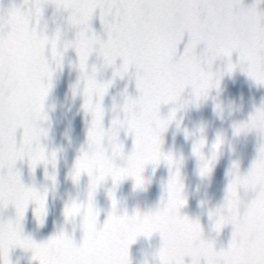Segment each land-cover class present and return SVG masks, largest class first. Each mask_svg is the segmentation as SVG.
Here are the masks:
<instances>
[{
	"label": "snow or ice",
	"instance_id": "snow-or-ice-1",
	"mask_svg": "<svg viewBox=\"0 0 264 264\" xmlns=\"http://www.w3.org/2000/svg\"><path fill=\"white\" fill-rule=\"evenodd\" d=\"M51 3L67 12V23L75 29L74 39L60 43V32L52 36L37 30L41 5ZM29 0L16 4L11 0L5 14L0 5V209L15 208V219L0 223V264H9V249L19 246L31 250L38 264H74L65 249L72 244L63 232L45 242L35 243L21 235L20 222L26 206L36 205L34 214L41 219L45 213V194L25 187L16 169L18 161L27 160L29 169L41 162L55 166V152L46 153L41 137L46 136L42 123L47 119L44 101L51 88L53 73L61 67L63 50L71 47L78 58V68L84 80L83 108L91 115L86 147L74 162L73 182L81 174L89 178L87 198L88 235L86 248L97 256V264H129L128 249L137 236L158 232L161 246L159 264H201L198 250L213 246L203 237L197 220L181 215L185 204L182 196L179 165L171 153L161 151V133L175 116V109L165 117L161 106L175 103L186 87L195 100L218 86L219 78L212 71L218 57H227V71L233 52L238 53L241 71L257 84H264V13L255 4L245 7L242 0ZM98 11V18L106 34L101 40L92 30L90 21ZM185 34L190 39L183 52L178 46ZM204 47L197 52L199 45ZM96 52L104 66L121 64L113 76L123 78L129 68L135 69V97L125 96L120 106L122 118L111 121L106 130L102 124L101 99L111 81L98 83L87 72V60ZM27 110L34 117L30 126L19 127L10 117L17 110ZM123 129L131 134L132 147L125 155L117 134ZM255 130L260 137L257 155L246 173L241 174L237 163L229 170V182L223 203L209 213L213 229L219 233L228 224L233 231L227 248L235 256V264H264V237L253 245L241 243L240 218L259 214L264 217V106L257 108L246 122L234 127L236 134ZM19 133V134H18ZM222 140L218 136L212 145V156L205 159L201 138L193 146V153L202 161L200 174L207 175L216 158ZM163 159L175 171L169 177L166 198L154 211L129 213L119 211L111 199V209L103 223L98 222V209L93 195L99 185L110 178L113 186L131 177L137 186H143L144 168ZM53 179L54 177H49ZM81 202L72 201L64 208L67 219ZM135 229L129 231V226Z\"/></svg>",
	"mask_w": 264,
	"mask_h": 264
},
{
	"label": "water",
	"instance_id": "water-1",
	"mask_svg": "<svg viewBox=\"0 0 264 264\" xmlns=\"http://www.w3.org/2000/svg\"><path fill=\"white\" fill-rule=\"evenodd\" d=\"M21 4L22 0H15ZM245 7L255 4L258 12L264 13V0H242ZM0 5L7 7L9 0H0ZM26 7L31 8V0ZM41 17L37 30L52 36L60 32V45L72 41L75 29L67 23V12L57 9L53 4L41 5ZM98 11L93 14L90 26L101 39L106 34L98 18ZM190 39L185 34L178 46V53L183 52ZM204 46L201 44L197 52ZM231 61L237 67L227 71V57H218L212 65V71L218 75L219 84L210 88L206 95L197 101L190 87H186L181 97L175 103L161 106V114L167 117L175 109V116L167 128L161 133V151L171 153L180 162V182L185 204L181 207V215L197 220L206 240L214 242L216 248H227L233 231L232 225H225L219 233L213 229V220L209 213L222 203L229 182V170L237 163L241 174L246 173L257 155L260 137L255 130L236 134L234 127L246 122L257 108L264 106V84H257L238 65V53L233 52ZM121 64L118 58L114 66H104L103 60L96 52L90 54L87 60V72L93 74L98 83L111 84L101 99L103 108V127L107 130L114 118H122L120 106L125 96L135 97V69L129 68L123 78L113 76L115 68ZM84 80L78 68V58L73 48L63 50L61 67L52 76L51 88L44 101V113L47 119L42 123L46 136L41 137V146L46 153L55 152V166L52 163H39L34 169H29L27 160L18 161L16 169L20 181L25 187H32L45 194V213L41 219L34 214L35 204L29 203L20 222L21 235L30 238L35 243H42L61 230L67 231L68 226L64 216V208L72 201L84 202L87 198L89 178L81 174L78 182L72 180V170L75 159L86 147L87 131L91 123V115L83 108ZM19 134V133H18ZM222 140L216 158L211 165V171L202 176L200 161L193 153L194 144L201 138L205 140L201 152L205 159L212 156V145L217 137ZM117 142L122 145L126 155L132 147L131 134L125 135L123 129L117 134ZM175 168H169L161 159L158 164L149 163L142 173L143 186H137L129 177L113 186L110 178L99 185L93 195L94 206L98 209V222L103 223L111 209V199L117 202L119 211L127 210L133 213L154 211L166 198V187ZM49 177H54L49 179ZM15 219V208L8 205L0 209V223ZM75 239H79L77 234ZM161 237L158 232L150 236H137L129 245V264H159L158 251ZM185 264H191V258L185 257ZM9 264H38L32 258L31 250L15 246L8 252ZM203 264V260H201Z\"/></svg>",
	"mask_w": 264,
	"mask_h": 264
},
{
	"label": "clouds",
	"instance_id": "clouds-1",
	"mask_svg": "<svg viewBox=\"0 0 264 264\" xmlns=\"http://www.w3.org/2000/svg\"><path fill=\"white\" fill-rule=\"evenodd\" d=\"M11 0H9V5ZM8 6L4 12L7 13ZM10 120L19 127L30 126L34 117L27 110L15 111ZM68 226L67 231L61 230L64 235L72 240V244L65 249L66 255L74 262V264H97V256L95 252L88 249L84 245V240L87 237V208L81 206L72 211L66 219ZM241 231L238 232V237L241 243L245 246L253 245L260 238L264 237V217L259 214L246 215L240 218ZM135 229V224L129 226V231ZM79 239H75L76 235ZM198 257L203 260V264H235V256L228 248H216L206 246L198 250Z\"/></svg>",
	"mask_w": 264,
	"mask_h": 264
}]
</instances>
